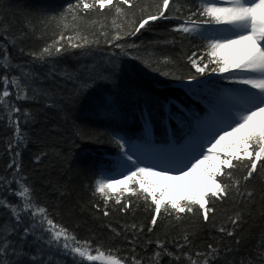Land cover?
Instances as JSON below:
<instances>
[{"label":"trees","instance_id":"trees-1","mask_svg":"<svg viewBox=\"0 0 264 264\" xmlns=\"http://www.w3.org/2000/svg\"><path fill=\"white\" fill-rule=\"evenodd\" d=\"M75 2L0 0V79L4 75L19 78L27 94L23 98L21 92L22 98L18 99L17 90L11 85V96L4 98L0 91V178L26 177L32 189L31 198L47 210L55 224L75 237V241L69 242L73 246L76 241L90 243V247L80 245L84 257L76 253L74 258L73 254L66 255L55 248L49 251L44 240L37 239L42 234L37 228L24 245L25 250L31 249L29 255H42L44 262L51 264H79L81 259L85 264H103L98 254L121 264H133L134 259L142 264H192L193 261L204 264L205 257L210 264H242L249 260L260 264L258 254L264 251L258 247L264 238V169L247 183L248 189L254 191L251 202H240L235 193L224 201L215 200L212 203L215 211L209 214L208 222L199 211L181 213L177 218L173 210L162 208L157 223L152 225L155 206L151 198L145 201L146 193L139 185H135L138 193L135 195L119 192L124 186L110 190L112 199L108 201L94 192L96 179L118 170L120 150L113 142L114 136L155 147L183 144L195 138L199 131L189 114L202 119L209 117L210 104H217L220 111L228 91L242 88L241 84L216 74L188 81V76L195 74L188 57L193 52L205 53L206 41L186 37L174 28L184 22L189 9L195 11L198 0H175L166 13L169 18L150 21L135 35L127 33L138 26L140 19L156 14L162 0H132L135 6L121 5L122 13L112 6H106L103 11L97 6L85 12L82 5L67 10ZM117 32L122 39L112 41ZM62 33L86 36L89 43L82 48L68 47L66 40L56 43ZM74 42L83 43V40ZM61 44L66 50L56 53L55 48ZM49 45L53 55L46 62L34 59L33 53H40ZM5 51L6 59L2 58ZM5 65H9L6 72ZM106 70L115 71L111 80L101 79L109 75ZM85 83L91 87L79 92ZM101 95L116 100V115L98 107ZM162 104H168L177 115L188 117L187 126L176 119L162 124ZM10 107L18 108L19 112H10ZM144 110L156 117L150 138L145 135V124L140 119ZM17 119L26 146L20 144L10 154L9 143L16 141ZM222 150L227 152L225 156L235 151ZM15 152L20 155L15 156ZM37 156L41 157L38 163ZM13 159L21 165L19 177L13 175L15 169L8 168ZM232 171L234 179L243 183L244 166L238 164ZM221 178L225 183L234 182ZM17 189L15 183L0 184V200L17 203L18 198L12 194ZM125 204L129 206L121 211ZM237 212L242 218L233 227L230 217ZM8 217L9 210L0 208V225ZM26 225L32 227L31 219H26ZM221 227L226 231L221 232ZM227 231L234 235L228 236ZM209 245L217 250L210 257ZM88 255L96 260L89 261ZM25 264H28L26 257Z\"/></svg>","mask_w":264,"mask_h":264},{"label":"snow or ice","instance_id":"snow-or-ice-1","mask_svg":"<svg viewBox=\"0 0 264 264\" xmlns=\"http://www.w3.org/2000/svg\"><path fill=\"white\" fill-rule=\"evenodd\" d=\"M174 3L175 0H162L161 4L157 6L156 14L140 19L138 26H134L133 31L127 34L135 35L144 29L150 21L169 18L166 13L171 10ZM125 4L129 8L135 6L132 0H76L74 4L67 6V10H76L82 5L85 12L94 10L97 6L103 11L106 6H112L115 7L117 13H122L124 9L121 5ZM174 31L181 32L186 37L200 38L206 41L205 53L197 55L196 52H193L188 57L191 68L195 70V74L188 76L189 82L197 81L198 76L216 74L221 79L247 87L234 90L243 97V107L237 111L235 116L229 110L224 119L215 126H207L208 116L202 119L189 114L195 120L199 131L190 150L179 161L182 166L162 167L157 170L154 163H146L141 158V154L137 151L138 145H130L129 141L122 136L113 137L114 144L120 150L118 168L122 170L117 171L114 175H101L94 182V192L101 194L105 201H108L112 199L110 190L116 191L118 185H124L119 189V192L129 191L134 195L138 194L135 185H139V189L146 193L145 201L151 198V202L155 206L156 214L152 216V225L157 223V215L162 208L165 210L170 208L177 214V218L181 213L199 211L203 220L208 222L209 214L215 211L212 206L215 200L224 201L235 193L241 198L240 202H251L254 191L248 189L247 183L255 178L258 171L264 169V123L257 125L255 122L257 116L264 115V0H198L195 11L189 9L184 22L175 26ZM100 34L106 35L104 32ZM78 39H82L83 43L74 42ZM119 39L122 37L117 32L112 41ZM62 40H66L68 47L71 48H82L89 43L86 36H65L63 33L56 43H60ZM112 41L108 42L112 43ZM115 46L122 47L119 44ZM51 48L52 45H49L40 53L32 55L34 59L46 62L47 57L53 55ZM64 50L66 49L63 44L55 48L56 53ZM2 58H7L6 51ZM8 67L9 65L4 66L5 72ZM106 71H109V75L101 77V79L111 80L115 71ZM162 75L168 76L169 73H162ZM176 79L179 80L182 77H176ZM0 85L3 86L0 91L4 98L12 95L9 85L17 90L18 99L22 98L21 92H24L23 98H27L26 90L17 77L9 78L4 75L0 79ZM90 87V84H81L78 91L82 92ZM98 107L101 110H107L112 115H116L118 111L116 100L105 95L100 96ZM209 108L212 114L219 111L217 104H210ZM160 109L163 113L160 116L162 124H166L168 120L176 119L181 125L187 126L185 121L188 120V117L182 114L177 115L171 111L168 104L160 105ZM9 110L12 113L19 112V109L14 107H10ZM140 119L145 124V135L150 138L151 124L156 117L151 111L144 110L140 113ZM15 124L16 141L9 143L10 154L20 144L26 146V137L20 131L18 119ZM227 137H234L232 143L225 145V148L235 149L230 155L221 158L211 149L205 152L207 145L211 144V148L215 149ZM126 149L129 150L126 151ZM14 155L19 156L20 153L15 152ZM200 156L202 159L198 158ZM40 159L41 157L37 156L35 161L38 163ZM193 160L195 162H192ZM206 164L207 166H205ZM238 164H242L245 169V174L242 176L243 183L233 177L232 170H235ZM8 168L15 169L13 175L19 177L21 165L15 159L8 165ZM185 169L187 170L185 171ZM97 171L103 172L104 170L97 169ZM170 172L180 174L170 175ZM117 177H122V179ZM189 177L192 179L188 180ZM221 177H227L234 182L225 183ZM3 183H7L9 186L13 183L18 185V189L12 193L18 200L15 204H7L4 200H0V208L9 210L8 221L0 225V264H25V257L28 264H51L50 261L44 262L42 255L36 253L29 255L31 249L25 250L24 245L28 244L37 228L42 233L37 239H43L49 251L55 248L56 251L63 250L66 255L73 254L74 256L78 253L80 257L85 256V251L80 245L90 247V243L76 241V246H73L69 242L75 241V237L68 234L62 226L55 224L47 215V210L31 198L32 189L27 185L26 177L13 180H7L6 177L0 178V184ZM155 188L162 189L159 197L154 191ZM174 191L180 192L182 198L181 196L170 197L169 194ZM116 202L121 203L119 199ZM128 206L125 204L121 211H124ZM107 214L105 212V215ZM241 218L242 214L237 212L234 217H230V223L235 227L240 223ZM26 219H31V228L26 225ZM22 224L25 225L23 228H21ZM151 230L150 228L149 231ZM220 231L225 232L226 229L221 227ZM226 234L234 235L232 231H227ZM61 237H64L63 242ZM158 247H162V245L158 244ZM258 247L264 249V238L261 239ZM209 249V257L216 254L217 250L212 245H209ZM202 255L197 253V256ZM258 255L260 264H264V251L259 252ZM88 260L95 261L96 257L88 255ZM79 264H85V261L81 259ZM110 264H120V262L111 260ZM133 264H142V262L134 259ZM192 264H198V262L193 261ZM204 264H210L207 257H205ZM242 264H253V262L251 260L242 261Z\"/></svg>","mask_w":264,"mask_h":264},{"label":"rangeland","instance_id":"rangeland-1","mask_svg":"<svg viewBox=\"0 0 264 264\" xmlns=\"http://www.w3.org/2000/svg\"><path fill=\"white\" fill-rule=\"evenodd\" d=\"M243 87H247V86L242 85V88ZM243 103H244L243 97L241 96L240 93H238L234 90H229L224 106L222 107V109L219 112H217L215 114H211L209 116V119L207 121V126H215L216 124L220 123V121H222L224 119L225 114L229 110H231L232 115L235 116L237 111L243 107ZM255 122L257 123V125H259L260 123H264V115L257 116L255 118ZM221 134H223V133H221ZM196 139H197V135L195 136V138L189 139L183 144L175 145V144L171 143L168 146H164V147H155V146L147 145V144H145V142H139V141L130 142V145H138L139 147H138L137 151L141 154V158L144 159L146 163H150V164L154 163L157 167V170H159V168H162V167L182 166L181 164H179V161L184 158L185 154L190 150L192 143L195 142ZM217 139H218V137H217ZM233 140H234V137H227L215 149H212L211 144H209L205 148V152H207L209 149H211V151L218 153L221 156V158H223L226 155L225 153H227V152L223 151L222 148H225V145L229 144ZM213 143H215V141H213ZM170 145H173V146H170ZM127 150H129V149H126V151ZM157 150H161V151H157ZM198 158L202 159V156H200ZM192 162H195V161L193 160ZM205 166H207V164ZM189 167H190V165H189ZM120 170H122V169L118 168L117 171H120ZM186 170L187 169H185V171ZM116 172L109 173L108 175H114ZM169 174L170 175H179L180 173L170 172ZM117 178L122 179V177H117ZM187 179L191 180L192 178L189 177ZM122 186H124V185H118L117 188L122 187ZM154 191L157 193V196L159 197V193H160V191H162V189L155 188ZM169 195L172 198H175L177 196H181L180 192H178V191H174L173 193H170ZM181 198H182V196H181Z\"/></svg>","mask_w":264,"mask_h":264},{"label":"water","instance_id":"water-1","mask_svg":"<svg viewBox=\"0 0 264 264\" xmlns=\"http://www.w3.org/2000/svg\"><path fill=\"white\" fill-rule=\"evenodd\" d=\"M98 260L103 264H110V259L106 258L103 254H98ZM121 264V263H120Z\"/></svg>","mask_w":264,"mask_h":264},{"label":"bare ground","instance_id":"bare-ground-1","mask_svg":"<svg viewBox=\"0 0 264 264\" xmlns=\"http://www.w3.org/2000/svg\"><path fill=\"white\" fill-rule=\"evenodd\" d=\"M170 146H173V145H170Z\"/></svg>","mask_w":264,"mask_h":264}]
</instances>
